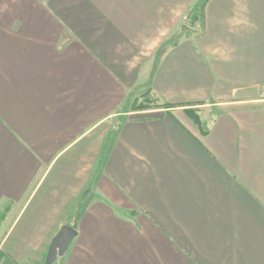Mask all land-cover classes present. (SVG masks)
<instances>
[{
    "label": "crops",
    "instance_id": "1",
    "mask_svg": "<svg viewBox=\"0 0 264 264\" xmlns=\"http://www.w3.org/2000/svg\"><path fill=\"white\" fill-rule=\"evenodd\" d=\"M198 1L0 0V264H264V0Z\"/></svg>",
    "mask_w": 264,
    "mask_h": 264
},
{
    "label": "water",
    "instance_id": "2",
    "mask_svg": "<svg viewBox=\"0 0 264 264\" xmlns=\"http://www.w3.org/2000/svg\"><path fill=\"white\" fill-rule=\"evenodd\" d=\"M76 236L75 227L64 225L52 241L45 264H55L59 258L64 257Z\"/></svg>",
    "mask_w": 264,
    "mask_h": 264
},
{
    "label": "trees",
    "instance_id": "3",
    "mask_svg": "<svg viewBox=\"0 0 264 264\" xmlns=\"http://www.w3.org/2000/svg\"><path fill=\"white\" fill-rule=\"evenodd\" d=\"M208 2L209 0H199L198 3L195 5L193 12H192V24H195L194 22H197V20H200V19L203 20L204 10ZM145 100H146L145 103H139L138 100H135L128 107L123 108V112L124 113L144 112V111L159 110V109L168 110L172 108L171 105H168V104H165V105L155 104L152 101V99H149V98H145ZM187 115L191 117L188 112H187ZM76 221H78V218L76 219Z\"/></svg>",
    "mask_w": 264,
    "mask_h": 264
},
{
    "label": "rangeland",
    "instance_id": "4",
    "mask_svg": "<svg viewBox=\"0 0 264 264\" xmlns=\"http://www.w3.org/2000/svg\"><path fill=\"white\" fill-rule=\"evenodd\" d=\"M199 23H200V22H199ZM199 23L196 24V25L198 26V28H197L198 31L201 29ZM197 26H196V27H197ZM191 27H192V26H191ZM263 93H264V92H263ZM148 94H151V93H150V90H148V88H147V89L143 90L142 92H139V93L135 96V98L132 97V99H133L134 101H135V100H138L139 103H145V102H146L145 98H149ZM147 96H148V97H147ZM152 98H153V97H151V95H150V98H149V99H152ZM134 101H131L130 104H132ZM152 101H153L155 104H157L153 99H152ZM151 111H152V110H151ZM216 111H218V110L216 109ZM135 113H137V112H135ZM147 116H154V115H146V116H144V117H147ZM74 207H75V210H76L77 205L75 204ZM77 217H78V211L75 212V218H77ZM75 220H76V219H75ZM73 227H74V226H73ZM59 259H61V258H59ZM59 259H58V260H59Z\"/></svg>",
    "mask_w": 264,
    "mask_h": 264
}]
</instances>
